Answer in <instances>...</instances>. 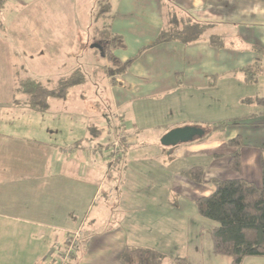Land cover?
<instances>
[{
	"label": "crops",
	"instance_id": "obj_1",
	"mask_svg": "<svg viewBox=\"0 0 264 264\" xmlns=\"http://www.w3.org/2000/svg\"><path fill=\"white\" fill-rule=\"evenodd\" d=\"M223 1L110 0L112 31L124 40L123 47L113 53L120 61L138 54L126 71L109 74L120 122L115 137L125 144V154L111 155L112 163H108L106 144L95 141L100 131L96 129L98 134L90 137V122L82 124L87 130L78 135L74 128L65 130V137L44 138V132L52 137L60 129L53 124L31 129L13 121L16 106L29 117L39 110L14 105L13 99L24 95L16 92L12 43L0 34V264H58L59 246L66 243L71 228L85 219L95 232L103 225H108L103 230L108 232L86 240L78 252L80 260L74 253L73 264H123L125 246L152 248L166 264L180 256L188 264H228L225 257L213 253L211 229L217 222L199 215L195 200L213 191V178L242 176L260 184L257 150L252 157L258 171L252 175L244 168V159L252 150L241 148L242 174L238 175L228 167L235 148L227 144L230 137L221 133L173 146L160 144L161 136L174 127L205 129L227 120L247 124L262 111L263 102L256 99L264 97V89L247 88L239 70L253 65L259 81L264 53L258 45L235 49L227 43L210 42L212 36L229 38L228 30H215L221 23L218 8ZM8 3L20 5V14L22 8L32 6L22 18L30 26H19L22 32L17 43L34 55L29 58L36 60L39 72L66 67L69 58L58 57V52L74 53L76 46L92 42L84 27L92 18L91 4L96 0H0V14ZM253 5L245 11L262 18L264 0H255ZM176 10L206 23L204 31L188 43L179 39L154 43ZM2 20H6L4 15ZM77 86H71L64 97H49L46 110L51 105L62 108L64 103L59 100L75 94ZM252 102L258 107L252 108ZM137 133H143L144 139L138 145L130 144ZM70 140L77 146H69ZM192 167L202 168L200 182L184 177V171ZM109 177L115 178L116 185L107 192ZM102 189L105 197L116 194L112 204L106 200L96 205Z\"/></svg>",
	"mask_w": 264,
	"mask_h": 264
},
{
	"label": "rangeland",
	"instance_id": "obj_2",
	"mask_svg": "<svg viewBox=\"0 0 264 264\" xmlns=\"http://www.w3.org/2000/svg\"><path fill=\"white\" fill-rule=\"evenodd\" d=\"M255 0H224L219 5V19L221 23L218 24V28L215 30L225 29L229 31V38L223 39L220 37L219 39H216V41H219V43H227L228 47L235 48V49H241L243 47L247 48H255V45L261 46L264 49V24H262V18L264 19V16L262 18H258L259 16L253 15L251 13L248 14L245 10L248 9L249 6H255L254 4ZM6 6V10L2 11L1 15H4L6 20L0 21V23H3V28H0V34L4 36L8 41L12 43L13 47V63H14V76L18 80L21 78V76L27 77L31 76L34 78L40 79L41 81H44L43 83L46 84L48 87L55 86L57 84V81L60 77L66 75L68 72L73 70L76 67H80L82 71L85 74L86 82L85 83H79L78 86L73 90L75 91V94H70L67 96L66 99L60 103L63 104V110L62 108H54L52 105L49 106L48 110L44 111H38L35 112L36 116H30L25 115L23 110H20L19 107H15V110H13L14 115V122H19V124H22V127H28L31 128L32 126H41L42 128L45 127L48 124H53L55 128L57 127L60 129L59 133H54L51 137V133L44 132V138H56V136L65 137L68 133L65 132L70 129L75 130V134L82 133L81 130L85 129L87 130V125H82L85 122H90V128L88 129L90 131V137L95 138V132L96 129H100V136L95 140L96 142H100L101 144H106V148L104 150L107 153V159L108 163H112L111 155L114 157L119 156V146L115 147L113 144L114 142H118L120 140L119 137H115L117 135V132H115V128L120 129L119 125V119L116 114L115 105L112 101V96L110 92V85H109V66L107 62V58L102 56L99 50H93V45L95 43H90L88 46L80 47L76 46L74 53L71 52H58V57L62 59H66L67 57L69 60H73V64L68 61V64L66 67L59 68V69H52V68H46L45 71L39 72L41 69L36 70L37 67H35V61H30V56H34L32 53H28L27 51H24L23 48L17 43L19 40V34L22 32L20 31V27H28L30 26V21L22 19L23 16H27L25 12H31L32 6L22 8L23 15L20 14L21 8H19L20 5L17 4H5L3 7ZM93 13L91 15V20L88 22V26L86 25L85 33L86 35L93 36L95 32L96 26L102 25L104 23H108V17L97 15V12L99 10V6L97 3L91 4ZM3 9V8H2ZM112 6L109 13H112ZM176 12V13H175ZM174 14H176L179 18L177 19L178 26H182L184 24L183 19L180 17H187V15L180 13L181 11L176 10ZM106 13V14H107ZM246 13V14H245ZM107 14V15H108ZM16 17L14 19L13 17ZM100 16V17H99ZM254 16H257L254 18ZM24 17V18H25ZM35 22V21H34ZM13 26V27H12ZM80 38H82V33H80ZM85 35V36H86ZM224 40V41H223ZM95 48V47H94ZM71 64V65H70ZM71 66V67H70ZM69 67V69H68ZM260 67V65L258 66ZM259 71L262 73L259 74V81L254 82H247V88L249 89H256L263 90L264 89V67H260ZM55 72V73H54ZM67 72V73H66ZM257 82V83H255ZM241 88V87H240ZM84 90L85 92L78 93L77 91ZM252 108H257L258 104L256 102L250 103ZM59 106V105H58ZM260 115L255 119H249V123H239V124H230L227 125L226 128L223 131H215L212 134H218L221 136H227V137H233L236 134H242L243 142L245 143L242 147H247L250 152L247 157L244 159V168L248 170V172L252 175H254L258 169H257V163L255 162L254 156L255 150H257L259 154V162L258 166L260 164L261 157L264 158V103L261 106ZM27 113V112H26ZM125 118V117H124ZM127 118V117H126ZM130 118V117H129ZM10 119V118H5ZM256 123L252 124V123ZM94 124L96 126H94ZM98 126H102L103 128H98ZM204 126V125H203ZM32 129V128H31ZM163 132L162 130L160 133ZM97 133V132H96ZM59 134V135H58ZM98 134V133H97ZM37 134H34V137L37 138ZM150 136V135H149ZM209 136V135H208ZM145 135L142 133H137L133 136V138L129 141L132 145H138L139 141H142L144 139ZM68 137H66L67 139ZM116 138V139H115ZM115 139L114 141H112ZM92 142H94V139H92ZM113 142V143H112ZM190 142V141H189ZM69 146L75 147L76 142L70 140ZM114 146H113V145ZM97 145V144H96ZM110 145V148L108 146ZM112 146V147H111ZM144 146L145 145H141ZM241 147V148H242ZM146 149H142V151H145ZM117 151V153H116ZM241 151V149H240ZM112 152H114L112 154ZM109 157V158H108ZM107 163V166L109 168V164ZM229 167V166H228ZM111 168V166H110ZM260 170V168H259ZM230 171H233L230 169ZM238 175L242 174V168L239 172H235ZM260 174V172H259ZM191 181H193L189 176H184ZM115 178L110 179L107 178L106 180V186H107V192L112 185H116ZM118 182H120V179H117ZM212 184V183H211ZM212 188H214L213 184L210 185ZM106 189V188H104ZM104 190L102 189L100 195L97 198L96 205H100V201L109 202L110 204L113 203V201L116 199V194H109L107 197L102 194ZM107 198V199H106ZM113 209V208H112ZM96 210V206L93 207V211ZM92 211V212H93ZM92 212L90 216L92 215ZM66 222V221H63ZM108 225H103L102 229H98V232H95L91 225L88 222V219H85L81 222H78L75 227H72L68 234L76 235V243L73 247L72 255L69 256L66 260L65 264H73L74 259V253L78 254L82 252V247L84 242L90 237H93L95 235L103 236V234H106L107 232H103V230ZM99 228V227H97ZM37 233L39 231H36ZM66 247V243H63L59 246V252H58V259L57 262L60 264L62 262L61 259V251L64 250ZM221 256V255H220ZM81 254H78L77 261L80 260ZM225 257V256H222ZM228 261V258L225 257ZM76 261V263H78ZM166 262V261H165ZM242 264H264V256H247L243 259Z\"/></svg>",
	"mask_w": 264,
	"mask_h": 264
},
{
	"label": "trees",
	"instance_id": "obj_3",
	"mask_svg": "<svg viewBox=\"0 0 264 264\" xmlns=\"http://www.w3.org/2000/svg\"><path fill=\"white\" fill-rule=\"evenodd\" d=\"M96 3L99 6L97 15L108 17V23L95 28L92 42L98 43L100 46V48L96 47L95 50H99L101 55L107 58L110 75H113L114 72L123 73L138 54L125 61H120L113 53L114 49L123 47L124 40L119 34L112 31L111 23L114 15L107 13L111 9L110 0H96ZM177 19L178 17L173 13L166 23V27H163L155 38L154 43L170 39H179L184 43L192 42L199 38L200 33L207 26L206 23L196 22L187 16L182 17L184 24L179 28ZM216 39L220 40V36H212L210 42L220 46ZM142 50L143 48L140 52ZM258 50L264 53L263 47L258 46ZM239 70L244 74L245 81L254 82L257 80L253 65L242 67ZM85 77L80 67H76L68 74L60 77L57 84L52 87H48L41 80L31 76L21 77L18 79L16 92L18 90L24 97L14 98L13 103L34 110L46 111L49 97H64L71 86L81 83L86 79ZM256 100L264 103V97ZM239 123H243V121L215 122L205 127V134L202 137L194 140L203 139L215 131H223L227 125ZM97 130L100 131V129ZM227 144L235 148L229 156L228 166L233 171L239 172L241 169L240 149L245 144L242 134L239 133L229 138ZM117 146H119V153L123 156L125 154L123 140L120 139L115 147ZM184 174L193 181L200 182L203 171L201 167H192L184 171ZM260 176V184L242 176L213 178L210 180L214 186L213 191L195 200L198 214L217 222V225L211 229L213 253L227 257L228 264H242L243 259L247 256H264L263 157L260 159ZM122 258L123 264H166L163 262L160 252L140 246H125ZM168 264H188V261L186 257L180 256Z\"/></svg>",
	"mask_w": 264,
	"mask_h": 264
},
{
	"label": "water",
	"instance_id": "obj_4",
	"mask_svg": "<svg viewBox=\"0 0 264 264\" xmlns=\"http://www.w3.org/2000/svg\"><path fill=\"white\" fill-rule=\"evenodd\" d=\"M93 46L100 48L98 43ZM205 134V129L201 126L186 125L174 127L164 133L160 138V144L163 146L176 145L186 143L196 138L202 137Z\"/></svg>",
	"mask_w": 264,
	"mask_h": 264
},
{
	"label": "built area",
	"instance_id": "obj_5",
	"mask_svg": "<svg viewBox=\"0 0 264 264\" xmlns=\"http://www.w3.org/2000/svg\"><path fill=\"white\" fill-rule=\"evenodd\" d=\"M114 145H117V142H114ZM117 153V151H116ZM76 243V235H69L66 240V248L63 251V255H61L62 262L60 264H65V260L72 254V249Z\"/></svg>",
	"mask_w": 264,
	"mask_h": 264
}]
</instances>
